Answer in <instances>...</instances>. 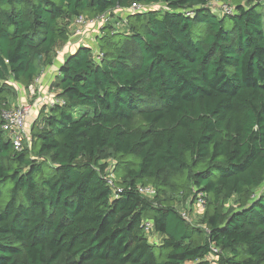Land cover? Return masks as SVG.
<instances>
[{
  "label": "trees",
  "instance_id": "16d2710c",
  "mask_svg": "<svg viewBox=\"0 0 264 264\" xmlns=\"http://www.w3.org/2000/svg\"><path fill=\"white\" fill-rule=\"evenodd\" d=\"M135 3L165 9L104 27L99 60L69 55L66 104L15 151L13 84L53 65L75 18ZM213 248L264 264V0H0V264H211Z\"/></svg>",
  "mask_w": 264,
  "mask_h": 264
},
{
  "label": "built area",
  "instance_id": "2783aa9c",
  "mask_svg": "<svg viewBox=\"0 0 264 264\" xmlns=\"http://www.w3.org/2000/svg\"><path fill=\"white\" fill-rule=\"evenodd\" d=\"M213 5H217L222 7V9L226 10L227 12H233L232 8H229L227 5L221 3H214ZM165 7L162 5H143L139 3L133 4L129 8H121L116 7L113 10L101 14L97 17L88 18L85 16H80L75 18L73 22V32L71 34L72 39H86L91 31H95L99 36L102 34V29L111 24L114 16L119 17L121 19L120 23L114 24L113 27L116 28L115 30H123L126 25V19L128 16L133 14H140L145 13L150 10H160ZM123 28V29H121ZM86 44V43H84ZM96 50V58L99 60L101 55L97 51V47H94ZM43 79L44 75H40L35 78L33 84L27 89V91L32 95L36 96L38 100L34 104H20L17 107H13L9 110H5L2 113L3 125L2 129L6 132L13 143L14 149L17 152H21L24 149L25 143H30L31 141V128L37 118L34 116V113H40L44 107H55V106H64L66 103L63 99L57 97V95H38V88L43 86ZM17 92L22 91L21 86H17L13 84ZM109 173L107 180L110 186H114L115 177L114 175ZM138 191L140 194L153 198L156 195V189L153 186H139ZM200 209H204L203 200L199 201ZM186 219L185 214H183ZM144 227L146 233H152L154 231V223L152 221H145ZM219 249L213 248L212 253L206 258V261L210 262L211 264H217V258Z\"/></svg>",
  "mask_w": 264,
  "mask_h": 264
},
{
  "label": "crops",
  "instance_id": "0c3cea01",
  "mask_svg": "<svg viewBox=\"0 0 264 264\" xmlns=\"http://www.w3.org/2000/svg\"><path fill=\"white\" fill-rule=\"evenodd\" d=\"M112 24H114L113 21ZM70 32L72 34L73 25H71ZM97 37H98L97 33L95 31H91L88 37L86 39H83V41L76 38L72 39V37L70 36L68 42L61 44L59 49L57 50V56L54 60L53 65L47 68L43 73L44 75L43 86L41 88H38V95L39 96L45 95L46 93L52 96L57 95L59 91L53 89L51 86L56 81L58 75L60 74L59 72L60 67L63 65L65 60L68 58V56L71 55L74 51H76L77 48L83 45L84 43H86V45H91L92 47H97ZM18 94H19L18 96L20 97L28 94L31 97L30 101L32 102V104H34L38 100L36 96H32L26 89H22V91H19ZM13 105H14L13 107H17L20 105V103L17 105L15 104ZM34 116L38 118L39 113L38 114L36 113V115L34 113Z\"/></svg>",
  "mask_w": 264,
  "mask_h": 264
},
{
  "label": "rangeland",
  "instance_id": "374dc122",
  "mask_svg": "<svg viewBox=\"0 0 264 264\" xmlns=\"http://www.w3.org/2000/svg\"><path fill=\"white\" fill-rule=\"evenodd\" d=\"M213 7L215 9L214 12H216V13H220L221 12V10L217 7V5H213ZM120 22H121V19L119 17H115L114 16L113 23H116L117 24V23H120ZM121 29H123V28H121ZM16 92H17V90H16ZM18 95H19L18 92H17V95L16 94H13V98L11 99L12 104H15V105H17L19 103L20 104H29V105L32 104V102L30 101L31 100V97L28 94L27 95H24V96H21V97L18 96ZM187 207L189 208V205L187 203H185L181 208L182 209H187ZM203 213H204L203 212V209H200V210L198 208L195 209V211L193 212V214L189 218L190 221H192L193 223H197V221H199V219L201 218V216L203 215ZM150 237H151L152 241H156L155 239L156 238L160 239L161 238V235L152 234Z\"/></svg>",
  "mask_w": 264,
  "mask_h": 264
}]
</instances>
